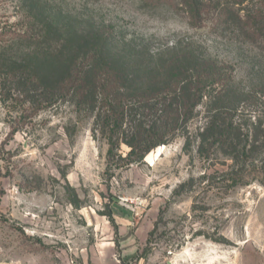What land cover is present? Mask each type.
Segmentation results:
<instances>
[{
    "label": "rangeland",
    "instance_id": "rangeland-1",
    "mask_svg": "<svg viewBox=\"0 0 264 264\" xmlns=\"http://www.w3.org/2000/svg\"><path fill=\"white\" fill-rule=\"evenodd\" d=\"M242 7L264 12V0ZM29 18L50 21L64 49L108 27L118 55L151 62L187 47L227 65L238 118L264 125V98L245 101L264 89V43L234 23L192 28L177 0H0V28ZM203 110L167 145L128 163V147L108 158L93 117L69 103L35 113L16 91L0 99V264H264L261 159L238 162L233 187L231 157L197 152Z\"/></svg>",
    "mask_w": 264,
    "mask_h": 264
},
{
    "label": "trees",
    "instance_id": "trees-1",
    "mask_svg": "<svg viewBox=\"0 0 264 264\" xmlns=\"http://www.w3.org/2000/svg\"><path fill=\"white\" fill-rule=\"evenodd\" d=\"M244 2L177 0V6L192 28H201L209 19L218 26L234 23L247 39L264 43V12H248L242 7ZM57 38L46 19L29 18L24 27L13 31L0 28L3 103L12 91L22 95L35 113L69 103L76 112L93 117L106 139L108 158L116 155L121 144L128 147V163H140L152 150L167 145L202 106L205 122L195 136L198 154L208 159L219 149L231 157L233 187L243 176L235 165L254 154L261 159L264 174L263 122L257 119L247 124L238 118L235 97H231L232 71L227 65L199 57L187 47L155 61L150 56L151 62L118 55L112 52L114 34L108 27L81 34L66 49L56 44ZM19 49L22 57L10 56ZM257 96L264 98V89L248 94L245 101ZM72 204L77 207L78 201Z\"/></svg>",
    "mask_w": 264,
    "mask_h": 264
},
{
    "label": "built area",
    "instance_id": "built-area-1",
    "mask_svg": "<svg viewBox=\"0 0 264 264\" xmlns=\"http://www.w3.org/2000/svg\"><path fill=\"white\" fill-rule=\"evenodd\" d=\"M120 204L125 206V207H128V200L127 199H120Z\"/></svg>",
    "mask_w": 264,
    "mask_h": 264
},
{
    "label": "bare ground",
    "instance_id": "bare-ground-1",
    "mask_svg": "<svg viewBox=\"0 0 264 264\" xmlns=\"http://www.w3.org/2000/svg\"><path fill=\"white\" fill-rule=\"evenodd\" d=\"M212 260H213V259H210V260H209V262H208V264H209V263H211V262H212Z\"/></svg>",
    "mask_w": 264,
    "mask_h": 264
},
{
    "label": "crops",
    "instance_id": "crops-1",
    "mask_svg": "<svg viewBox=\"0 0 264 264\" xmlns=\"http://www.w3.org/2000/svg\"><path fill=\"white\" fill-rule=\"evenodd\" d=\"M122 209V208H121ZM125 211V210H124Z\"/></svg>",
    "mask_w": 264,
    "mask_h": 264
}]
</instances>
